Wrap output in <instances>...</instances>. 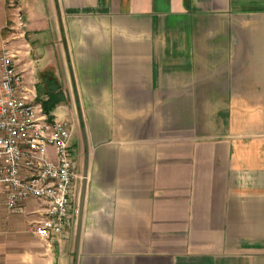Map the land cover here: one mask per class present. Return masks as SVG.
I'll return each mask as SVG.
<instances>
[{"label": "crops", "instance_id": "0c3cea01", "mask_svg": "<svg viewBox=\"0 0 264 264\" xmlns=\"http://www.w3.org/2000/svg\"><path fill=\"white\" fill-rule=\"evenodd\" d=\"M20 69L50 74L83 180L57 242L11 215L0 264H264V0H21ZM0 0V49L7 37ZM40 95V96H39Z\"/></svg>", "mask_w": 264, "mask_h": 264}, {"label": "built area", "instance_id": "2783aa9c", "mask_svg": "<svg viewBox=\"0 0 264 264\" xmlns=\"http://www.w3.org/2000/svg\"><path fill=\"white\" fill-rule=\"evenodd\" d=\"M7 8L10 33L0 49V189L11 215H24L29 201L42 205L33 233L57 242L75 228L83 176L70 147L71 125L49 119L31 99L17 45L23 39L24 20L13 0ZM17 30L22 32L15 35Z\"/></svg>", "mask_w": 264, "mask_h": 264}, {"label": "trees", "instance_id": "16d2710c", "mask_svg": "<svg viewBox=\"0 0 264 264\" xmlns=\"http://www.w3.org/2000/svg\"><path fill=\"white\" fill-rule=\"evenodd\" d=\"M43 81L46 83V89L44 88L43 95H45L46 99L40 100L43 112L49 116L55 108V106L62 101V94L60 90L59 84L56 82L55 78L50 74L42 75ZM40 96V95H39Z\"/></svg>", "mask_w": 264, "mask_h": 264}, {"label": "rangeland", "instance_id": "374dc122", "mask_svg": "<svg viewBox=\"0 0 264 264\" xmlns=\"http://www.w3.org/2000/svg\"><path fill=\"white\" fill-rule=\"evenodd\" d=\"M14 1V5L17 7V8H19L20 9V1L21 0H13ZM10 2V1H9ZM7 3H8V0H7ZM20 13H21V15H22V17H23V14H22V11L20 10ZM7 17H8V19H7V26L8 25H10V11H9V8H7ZM23 20H24V17H23ZM24 25H25V20H24ZM25 29V28H24ZM24 31V30H23ZM14 33H15V35H17L18 33H21L22 31H20V30H17V31H13ZM9 33H10V31H8L7 29H5V35L6 36H9ZM20 40H22V39H20ZM20 45V43H17V45ZM21 46V45H20ZM22 49V48H21Z\"/></svg>", "mask_w": 264, "mask_h": 264}, {"label": "water", "instance_id": "95a60500", "mask_svg": "<svg viewBox=\"0 0 264 264\" xmlns=\"http://www.w3.org/2000/svg\"><path fill=\"white\" fill-rule=\"evenodd\" d=\"M80 209L78 210V223H77V225H78V229H77V232H76V241H78V238H79V226H80Z\"/></svg>", "mask_w": 264, "mask_h": 264}]
</instances>
